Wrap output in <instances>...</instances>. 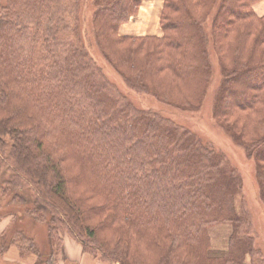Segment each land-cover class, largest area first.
Returning <instances> with one entry per match:
<instances>
[{
  "label": "trees",
  "instance_id": "trees-1",
  "mask_svg": "<svg viewBox=\"0 0 264 264\" xmlns=\"http://www.w3.org/2000/svg\"><path fill=\"white\" fill-rule=\"evenodd\" d=\"M262 1L164 0L163 35L129 37L119 29L136 15L138 0H96L93 31L129 88L189 112L210 84L211 38L223 78L215 108L264 164V15L255 10ZM66 3L0 0V140L12 141L16 170L40 195L36 209L53 210L51 224L65 220L105 262L241 264L248 243L234 207L241 179L226 157L159 113L123 103L114 85L97 79L88 54L86 66L71 68L70 56L54 66L41 62L35 39L50 46L54 26L72 13ZM253 75L260 79L244 82ZM16 197L26 203L24 194ZM222 223L234 226L230 248L213 251L208 228Z\"/></svg>",
  "mask_w": 264,
  "mask_h": 264
},
{
  "label": "rangeland",
  "instance_id": "rangeland-1",
  "mask_svg": "<svg viewBox=\"0 0 264 264\" xmlns=\"http://www.w3.org/2000/svg\"><path fill=\"white\" fill-rule=\"evenodd\" d=\"M66 1L68 9L73 8L72 13L68 16L65 15L64 20L54 26L51 32L53 34L52 40L51 38L48 39L50 48L46 45L47 42L42 43L41 38L35 39V43L39 47L37 55L41 62L45 63L46 66H54L57 61L68 59L70 56L71 68L79 65L86 66L85 53L88 54L96 68L97 79L114 85L115 91L117 90L125 97L123 103L128 102L138 109L159 113L178 126L197 133L204 144L222 153L241 179V189L235 197L234 207L239 218V236L241 239L248 240V243L240 254V262L241 264H264V201L261 198L262 187L260 185L261 178H259V166L264 167V164L257 160L254 153L253 156H250L241 145V141H236L232 134L234 130L231 124L225 119L221 110L215 108L218 103V95L221 93L223 79L221 54L215 43L210 38L208 52L212 72L204 99L196 111H182L163 103L159 96L139 93L129 88L122 77L103 58L96 43L92 24L96 0ZM138 2L137 16L134 15L131 19L136 30L145 27L146 30L140 31V33L149 32L152 22L150 24L148 7L156 3L154 0H138ZM141 5L142 12L138 14ZM155 7H158V3ZM215 11L214 8L210 15L211 18H213ZM256 13L262 16L257 10ZM205 28L207 34L210 35L211 25L208 23ZM28 33L31 32L28 31ZM28 39L32 38L28 35ZM75 48H78L80 53L84 55L82 63L79 57L80 53L75 52ZM40 50H45V52L41 55ZM258 79H260L258 75H253L246 78L244 82L250 83ZM232 88L233 91L235 90L234 95L232 94L234 98L241 99L240 93L236 92L238 87L232 86ZM73 163L72 160H67L65 166L70 167ZM71 186L74 184H70V188ZM22 194L26 196L24 198L26 203L22 202L21 197H16ZM39 200L41 201V198L34 185L16 170L12 155V141L9 137L1 138L0 264H34L35 259L38 261L35 264H76L71 260L66 263L59 261L63 258L66 242L72 244L70 251H73L75 261L80 258L79 253L86 259V264H122L120 262H105L100 254H94L90 250L87 252L80 239H76L70 234L67 229L69 226L65 220H62L61 223L51 224L57 217L55 212L48 207L46 215H42L41 211L36 209V204H40ZM54 225L56 228L51 229ZM233 234L234 226L229 223L209 227L210 248L213 251L229 250ZM85 241L90 242L88 238H85ZM87 246L90 245L87 244ZM9 249L10 252H8ZM32 253L43 256L40 258L36 255L38 258ZM6 257H13V260L8 261Z\"/></svg>",
  "mask_w": 264,
  "mask_h": 264
},
{
  "label": "crops",
  "instance_id": "crops-1",
  "mask_svg": "<svg viewBox=\"0 0 264 264\" xmlns=\"http://www.w3.org/2000/svg\"><path fill=\"white\" fill-rule=\"evenodd\" d=\"M163 1L164 0H154V2L156 4L158 3V7H155L156 4L151 6V7H148V9L150 10V24L152 22V25H150L151 28H150L149 32L147 31L144 33H142V32L140 33V31L146 30L145 27H141V30H136L135 29L136 27H135V25L131 19L129 22L124 23L120 26L119 34L121 36H129V37H139V36H158V37H161L163 35V33H162L161 26H160V17H161V12L163 9ZM141 10H142V5H141V8L139 9L138 14H141V12H142ZM255 10H257V12L259 14L264 15V0L255 6ZM71 246H72L71 243H69V242L65 243L64 255H63V258L59 261L62 263H66V262H69V260H71V261H73V263H76V264H86V262H87L86 259H84V257L81 256L79 253H78V255L80 256V258L75 261V259L73 258V257H75L74 253H73V251H70ZM10 251L11 250L9 249L8 252H10ZM12 255H13V253H12ZM6 260H8V261L13 260V257H6ZM14 261H17V260L14 259ZM35 263H37V259H35Z\"/></svg>",
  "mask_w": 264,
  "mask_h": 264
}]
</instances>
